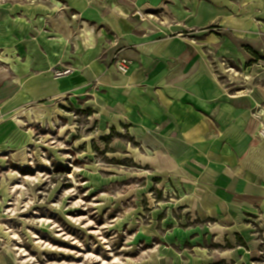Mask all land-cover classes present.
Returning <instances> with one entry per match:
<instances>
[{"label": "rangeland", "instance_id": "374dc122", "mask_svg": "<svg viewBox=\"0 0 264 264\" xmlns=\"http://www.w3.org/2000/svg\"><path fill=\"white\" fill-rule=\"evenodd\" d=\"M240 1L226 5L254 13L249 37L222 49L240 41L208 28L220 48L200 53L235 95L264 86V0ZM4 88L0 264H264V178L251 180L246 200L236 174H205L191 158L180 166L166 153L170 131L132 124L84 94L35 106L15 99V84ZM253 106L263 139L264 100Z\"/></svg>", "mask_w": 264, "mask_h": 264}, {"label": "crops", "instance_id": "0c3cea01", "mask_svg": "<svg viewBox=\"0 0 264 264\" xmlns=\"http://www.w3.org/2000/svg\"><path fill=\"white\" fill-rule=\"evenodd\" d=\"M240 2L0 0V89L13 83L15 99L35 106L84 94L132 124L170 131L166 153L180 166L191 158L205 174H236L237 194L251 199V180L264 178V138L251 118L264 86L254 94L225 91L200 57L204 47L220 48L208 28L240 41L222 49L249 37L254 13L226 5ZM185 34H196L198 44ZM117 54L130 61L126 76L113 64ZM65 66L73 73L55 79L51 69Z\"/></svg>", "mask_w": 264, "mask_h": 264}, {"label": "built area", "instance_id": "2783aa9c", "mask_svg": "<svg viewBox=\"0 0 264 264\" xmlns=\"http://www.w3.org/2000/svg\"><path fill=\"white\" fill-rule=\"evenodd\" d=\"M113 64L116 68V70L123 76H126L129 74L130 70V61L127 60L126 58L121 57L119 54H117L114 58ZM74 71L73 67H63V68H52L51 73L55 79H60V78H66L67 76H70ZM98 84V82H96ZM259 112L264 114V108H260ZM264 131V126L262 128Z\"/></svg>", "mask_w": 264, "mask_h": 264}]
</instances>
